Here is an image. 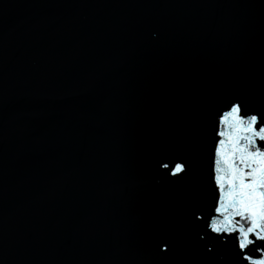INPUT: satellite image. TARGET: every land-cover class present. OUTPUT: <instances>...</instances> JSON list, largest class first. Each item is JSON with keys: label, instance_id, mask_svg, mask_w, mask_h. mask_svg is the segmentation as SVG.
Returning a JSON list of instances; mask_svg holds the SVG:
<instances>
[{"label": "water", "instance_id": "1", "mask_svg": "<svg viewBox=\"0 0 264 264\" xmlns=\"http://www.w3.org/2000/svg\"><path fill=\"white\" fill-rule=\"evenodd\" d=\"M230 96L264 110V0H0L5 263L232 264L190 212Z\"/></svg>", "mask_w": 264, "mask_h": 264}, {"label": "snow or ice", "instance_id": "2", "mask_svg": "<svg viewBox=\"0 0 264 264\" xmlns=\"http://www.w3.org/2000/svg\"><path fill=\"white\" fill-rule=\"evenodd\" d=\"M210 115L212 143L207 144L206 130L204 144L213 203L207 214L191 210L193 223L199 221L200 227L203 221V232L226 246L232 264H264V110L230 96L220 99ZM164 167L183 179L190 165L181 160ZM168 251L164 243L158 254Z\"/></svg>", "mask_w": 264, "mask_h": 264}, {"label": "clouds", "instance_id": "3", "mask_svg": "<svg viewBox=\"0 0 264 264\" xmlns=\"http://www.w3.org/2000/svg\"><path fill=\"white\" fill-rule=\"evenodd\" d=\"M153 35H155V34H153Z\"/></svg>", "mask_w": 264, "mask_h": 264}]
</instances>
